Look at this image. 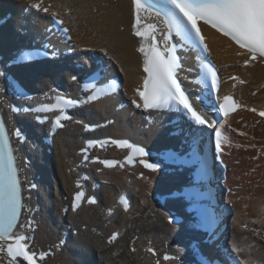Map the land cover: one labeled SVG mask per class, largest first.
Masks as SVG:
<instances>
[{
    "label": "bare ground",
    "instance_id": "obj_1",
    "mask_svg": "<svg viewBox=\"0 0 264 264\" xmlns=\"http://www.w3.org/2000/svg\"><path fill=\"white\" fill-rule=\"evenodd\" d=\"M35 4H40L41 10L32 7ZM44 7L49 8L47 13L42 11ZM52 15L64 18V24L71 28L69 33L75 49L72 57L64 58H72V61L82 65L78 68L71 66L73 73L64 72V76L62 70L68 68L66 65L69 63L61 59L66 65H61L59 70L56 64L58 56H52L47 59L49 64L43 77L37 85H33L36 80H29L26 73L18 70L16 65L9 67V63L15 51L33 43L47 46L49 42L50 49L68 47L69 42L52 27ZM0 18L4 20L0 26V54L5 63L2 67L13 70L15 77L23 79L30 89L39 88L45 93L56 85L69 94L78 93L76 83L70 82L76 69L85 77L92 70L102 68L106 74L103 80L114 76L116 68L124 75L122 90L76 108L72 122L54 135L52 155L57 170L54 198L43 187L45 177L42 180L40 173L42 175L43 171L38 166L39 147L51 148L40 139L47 137L48 133L41 128L35 129L34 122L24 112L14 116L31 140L22 144L21 148L25 155L31 154L32 159L35 158L34 165H26L25 168L29 179H34L39 185L28 192L29 212L26 214L30 213L27 221L32 222V227L24 232L30 233V243L34 245L35 242L37 249L46 246L48 250L53 244L62 243L67 255H56L60 257L56 262L62 264H72L71 261L74 264H155L156 258L145 248L152 245L163 253L169 250L168 243L172 241L177 254L175 260L163 259L159 260V264H185L179 261L184 255L190 256L192 247V243L183 238L185 227L169 225V210L158 207L150 200L152 194L161 189L159 180L164 178V171H146L143 177H139L138 172L127 174L117 168H101L99 163L79 164L82 155L78 154V150L84 147L85 139L106 136L131 138L153 147L158 141H168V132L171 133L169 130L175 127L162 119L163 113L145 114L127 102L128 94L139 84L141 73V56L135 50L139 39L134 37L131 27L134 22L132 0L0 1ZM205 34L210 54L223 77L237 73L246 80L245 84L222 80L221 95L232 93L245 104L264 107V64L245 65L249 57L238 55L240 49L233 41L209 27L205 28ZM179 50L185 82L191 85L196 97H202L200 91L204 94L205 89L191 83L198 78V52L189 47ZM205 106L202 108L205 109ZM206 114L216 121L212 107L207 109ZM86 123L103 127L89 133L84 131ZM216 126L224 135L221 157L225 154L229 158L230 170L225 173L226 180H221L229 187V192L222 195L219 188L221 181L218 183L222 175L214 165L211 182L216 186V192L212 209L216 211L217 219L207 230L205 236L209 241L201 242V250L205 254H213L220 264H245V261L264 264V222H257L264 221V119L240 108ZM114 152L111 151V154ZM99 168L100 171L95 173L93 169ZM36 173L41 179L34 176ZM83 174L92 178L87 183V191L97 196L96 203L80 206L76 211L67 209L60 214V208L68 207L64 194L73 197L78 177ZM42 188L44 198H40ZM124 190L132 198L131 208L127 211L118 204ZM229 203H232V213L226 209ZM109 209L114 210L111 215L106 213ZM71 226L74 227L73 232L69 229ZM115 231H118V237L109 243L108 238ZM212 241L217 242L214 245ZM132 245L135 251H132ZM229 256L238 259L231 261Z\"/></svg>",
    "mask_w": 264,
    "mask_h": 264
},
{
    "label": "snow or ice",
    "instance_id": "obj_2",
    "mask_svg": "<svg viewBox=\"0 0 264 264\" xmlns=\"http://www.w3.org/2000/svg\"><path fill=\"white\" fill-rule=\"evenodd\" d=\"M32 7L41 10L40 4ZM132 10L134 16V22L131 25L132 33L141 38L137 51L143 55V69L147 73L143 77V91L137 90V95L143 104L141 105L136 99L132 100V104L137 108L142 106L144 109L168 110L186 118L190 125L213 128L215 148L217 152H220L222 137L221 132L214 127L217 122L210 121L202 107H196L197 103L204 105L203 98L199 96L193 98L188 95L178 79L182 64L177 49L189 47L198 50L196 56L199 66L198 78L191 83L207 88L210 81L211 89L218 90L219 81L215 65L207 62L199 54L200 51L207 53L209 48L198 22L215 29L216 32L235 42L240 49L237 54L241 56L247 54L249 57L245 60V64H248L250 60H256L257 57L264 59V0H132ZM42 11L47 13L49 8L44 7ZM145 16L154 17L155 22L143 24ZM56 23L62 25L63 21L57 20ZM61 30L65 33L69 31L67 28ZM174 38L178 40V43L173 42ZM40 55L42 53L39 51H23L18 54V59L20 61L34 60ZM103 72L101 68L91 75L104 78ZM0 75H5V73L0 72ZM71 79L75 81L77 77L73 75ZM118 87L119 85L114 80L108 81L102 87L96 84H85L83 90L90 91L91 94L84 101L58 95L55 103H42L37 107L24 110L37 114L58 112L53 127H63L62 121L71 119L66 114L68 108L80 103L94 102L102 96L111 94ZM216 100L219 102L220 97L216 96ZM230 102L231 97L225 96L223 102L218 104L219 111L227 115ZM231 108L235 110L236 105L231 104ZM259 115L264 116V112H260ZM36 119L43 123L48 117L41 118L37 115ZM84 127L85 130H90L92 126L85 124ZM14 135L18 140L24 139L19 129L14 132ZM111 143L117 147L130 149L131 154L126 157L129 164L133 163L134 158L138 156L141 157L139 163L145 168L151 171L159 168L158 163L148 162L146 158L149 153L143 147L121 140H112ZM97 145L103 147L104 142L93 140L86 142V147L81 150L85 154V160L88 159L86 155L88 148ZM100 162L106 167H114L118 163L112 160ZM77 187L80 188L81 185L77 183ZM84 198V191L75 192L71 209L76 211ZM119 202L125 210L128 209V202L124 196L120 197ZM87 203L94 204L96 200L94 197H88ZM25 207L17 157L14 155V148L5 123L0 119V253H6V257L9 258L8 264H16L17 258H22L27 264H37V259L42 260L46 255L40 252L37 256V253L32 251L27 243L28 236L23 231H16L18 227L20 229L32 227L31 221L25 224L20 223L22 210ZM109 214L111 215V209H109ZM117 235L118 233H113L109 243L113 242ZM132 250L135 251V249ZM146 251L153 255L156 254L152 248H147ZM164 259L166 261L175 260V257L165 255ZM245 264L249 262L245 261Z\"/></svg>",
    "mask_w": 264,
    "mask_h": 264
},
{
    "label": "rangeland",
    "instance_id": "obj_3",
    "mask_svg": "<svg viewBox=\"0 0 264 264\" xmlns=\"http://www.w3.org/2000/svg\"><path fill=\"white\" fill-rule=\"evenodd\" d=\"M48 64H49V61L48 60H43V61L38 60V61H34L32 63H29V64L28 63L22 64V65L17 64L16 66H17L18 70H20L21 72L26 73V75H28L27 77H28L29 80L30 79H32L34 81L36 80L33 85H37L36 83H38L41 80V78L43 77V72H44V70H45V68L47 67ZM198 68H199V66H198ZM117 69H118V72H119V68H117ZM35 71H37V72L34 74ZM36 90H40V89L39 88H36ZM25 115H27L34 122L35 129L39 130V127L37 126V123L34 120V117L31 114H27V113H25ZM229 129H231V128H229ZM40 130L47 131L48 130L47 125H41V129ZM40 139H42L43 141H45L46 140V137L45 136L44 137L42 136V138L40 137ZM30 141L31 140H28V143ZM52 143L51 144H48L47 143L51 147V148H48V149L46 147H41V148L39 147L38 154H39L40 158L38 160V162H39L38 166H39V168H42V171H43L42 175L39 172L40 173V177L42 176L41 177L42 180H44V177H45L43 187H45V190L49 193V195L52 198H54L55 196L53 194V188H54V185L56 184L57 170H56V167H55V164H54V161H53V155H52V146H53V144ZM28 155H31V154H28ZM32 157L33 156L31 155L30 156V158L32 160V164L31 165H34V163H35L34 162L35 161L34 159L35 158L32 159ZM222 158L224 160V165L226 167V173H227L230 170L229 169V164H228V159H229L228 158V155L223 154ZM93 170H94L95 173H97V170H95V169H93ZM34 176L37 179L39 177L38 173H36ZM36 185H37V187L39 186L37 183H36ZM43 191H44V189L42 188L41 191H40V198H44V196H45L44 193H43ZM226 192H227V190H226ZM65 196H66V193L64 194V199L67 202V197L70 196V195L68 194V196H66V197ZM229 206H230V203H229ZM231 206H232V203H231ZM65 209L60 208V211H59L60 214H63L64 211H65ZM66 225H68V227H69V224H66ZM69 229L72 232L74 231V227L73 226H71Z\"/></svg>",
    "mask_w": 264,
    "mask_h": 264
}]
</instances>
